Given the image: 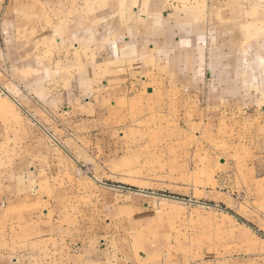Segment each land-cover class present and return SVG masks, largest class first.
Listing matches in <instances>:
<instances>
[{"label": "crops", "instance_id": "crops-1", "mask_svg": "<svg viewBox=\"0 0 264 264\" xmlns=\"http://www.w3.org/2000/svg\"><path fill=\"white\" fill-rule=\"evenodd\" d=\"M68 63L71 75L61 80L57 69ZM128 70L145 84L157 83L155 71H166V83L194 103L199 118L244 112L264 132V0H0V221L36 224L38 233L37 255L29 247L26 258L5 259L264 264L261 254L222 257L199 246L174 254V247L171 253L152 241L111 242L103 232L94 234L93 224H75L76 234L63 236L68 225L57 214L66 212L59 197L67 194L50 183L55 168L39 140L47 134L63 148L47 126L48 115L59 114L63 83L74 86L71 100L81 108L85 87L90 111L108 94H122ZM241 225L263 235L254 224ZM50 242L53 248L42 255Z\"/></svg>", "mask_w": 264, "mask_h": 264}, {"label": "rangeland", "instance_id": "rangeland-1", "mask_svg": "<svg viewBox=\"0 0 264 264\" xmlns=\"http://www.w3.org/2000/svg\"><path fill=\"white\" fill-rule=\"evenodd\" d=\"M68 66L57 69L59 79L71 75ZM131 72L122 94H108V103L93 102L90 111L85 87L81 108L71 100L74 86L63 83L59 114L48 115L63 148L47 134L39 140L55 168L50 183L67 194L59 197L67 210L57 214L68 225L63 236H74L75 224H93L111 242L152 241L174 254L199 246L222 257L264 256V132L244 112L199 118L194 103L166 83V71H155V84ZM37 236L36 224L0 221V264L12 262L7 254L26 258L29 247L37 255ZM53 245H43L42 255Z\"/></svg>", "mask_w": 264, "mask_h": 264}, {"label": "water", "instance_id": "water-1", "mask_svg": "<svg viewBox=\"0 0 264 264\" xmlns=\"http://www.w3.org/2000/svg\"><path fill=\"white\" fill-rule=\"evenodd\" d=\"M83 168H85L84 166H82ZM89 175L92 176V174L89 172ZM93 177V176H92Z\"/></svg>", "mask_w": 264, "mask_h": 264}]
</instances>
